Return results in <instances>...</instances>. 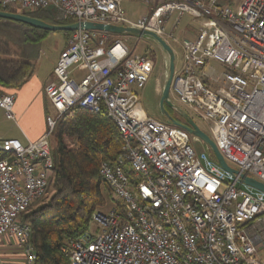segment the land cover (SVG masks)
I'll return each instance as SVG.
<instances>
[{"label": "built area", "instance_id": "2783aa9c", "mask_svg": "<svg viewBox=\"0 0 264 264\" xmlns=\"http://www.w3.org/2000/svg\"><path fill=\"white\" fill-rule=\"evenodd\" d=\"M123 1L0 0V9L53 8L76 21L152 31L168 43L178 41L174 31L185 13L197 18L194 38L181 42L171 91L209 124L231 166L264 182V0H140L150 9L136 20ZM154 64L109 31L74 30L45 86L54 110L45 133L26 143L0 138V244L15 238L25 264L36 253L21 215L46 195L55 168L51 139L76 105L105 108L123 142L117 157L99 166L113 206L93 212L95 232L89 226L67 240L62 250L70 264H264V191L224 169L209 147L197 153L185 128L147 114L137 90ZM79 67L86 72L77 79ZM14 104L15 94L0 93V107L16 120Z\"/></svg>", "mask_w": 264, "mask_h": 264}, {"label": "trees", "instance_id": "16d2710c", "mask_svg": "<svg viewBox=\"0 0 264 264\" xmlns=\"http://www.w3.org/2000/svg\"><path fill=\"white\" fill-rule=\"evenodd\" d=\"M5 10L14 11L10 8ZM16 12H22L15 10ZM24 13L54 24H68L75 17L47 8ZM50 31L0 17V88H19L34 73L33 59L39 52L31 47ZM66 35L72 31H64ZM52 153L55 163L53 195L21 215L31 227L28 243L36 253L33 264H70L62 250L67 240L85 232L94 211L106 204L108 185L99 173L103 160H114L122 136L105 108L94 112L81 106L70 108L59 120Z\"/></svg>", "mask_w": 264, "mask_h": 264}, {"label": "rangeland", "instance_id": "374dc122", "mask_svg": "<svg viewBox=\"0 0 264 264\" xmlns=\"http://www.w3.org/2000/svg\"><path fill=\"white\" fill-rule=\"evenodd\" d=\"M241 1V0H239ZM124 10L126 11L127 16L132 19H138L142 14L146 13L149 5L143 3L140 0H124L122 3ZM176 14H174L171 20L167 24L168 32L171 31L173 26V20ZM199 26V20L194 18L192 15L185 13L182 16L181 22L178 28L174 31V36L178 38V41H174L171 38H168L169 44L173 47L175 52V66L179 68L182 64L183 50L181 42L184 38H194L196 31ZM111 35L114 39L123 41L131 50L138 54H148L154 60V71L151 77L148 79L147 83L143 88L138 89L139 99L142 107L147 112L148 115L159 119L165 120L164 115L162 114L160 107V94L157 92V83L158 78L162 79V86H164L165 79L168 73V55L162 46L151 36L148 35H138L134 33L124 32V33H115L111 32ZM68 45V35L64 31H50L49 34L39 42L34 43L31 47L33 50L39 52L38 57L32 61L35 63L36 68L41 71H48L57 61L61 51L65 46ZM211 64L216 66L218 69L222 70L224 67L216 61H211ZM82 72H86L83 68ZM165 73V74H164ZM74 77L79 79L80 74L74 73ZM172 98L175 102L181 105L175 98L174 92L171 91ZM185 110H187L195 121L205 130L209 135L211 134L209 124L202 121L192 110L187 106L181 105ZM167 109L179 119L181 117L176 112V110L170 106H167ZM15 119H10L7 117L4 109L0 111V138H3L7 134L8 137H11L12 129L16 124ZM19 127V126H18ZM52 145L55 144V140L52 137ZM191 145L194 147L197 153H201L205 150L206 144L200 139L195 140L194 135L191 138ZM229 163L235 166L234 163ZM54 188L51 185L48 188V191L43 198L34 204V207H38L42 203L49 200L53 195ZM106 196V204L101 208L103 211H108L113 206L112 196L109 195L108 191L104 190ZM90 231H96V225L93 223L90 224ZM5 249H0V264H25L24 263V251L18 246L15 238H5L3 243Z\"/></svg>", "mask_w": 264, "mask_h": 264}, {"label": "water", "instance_id": "95a60500", "mask_svg": "<svg viewBox=\"0 0 264 264\" xmlns=\"http://www.w3.org/2000/svg\"><path fill=\"white\" fill-rule=\"evenodd\" d=\"M0 17L23 22L47 31H74L78 29L105 30L115 33L129 32L138 35H148L153 37L162 46V48L166 51L168 55V73L160 98V107L162 114L169 122L185 128L192 135L201 139L206 144V146L210 148V150L215 155L217 161L224 169L235 174L240 173V171L237 168L231 166L226 161L220 149L218 148L216 142L205 130L201 128V126L195 121L192 115L173 100L171 95V85H172L173 75L175 72V52L173 47L160 35L152 31L142 30L131 26H123V25L94 22V21H75L73 23H68V24H54V23H49L38 17H34L29 14H26L24 12H16V11H9L3 9H0ZM167 106L174 108L181 117V119L171 114L168 111ZM240 175L244 183L264 191V182L252 176H249L245 173H240Z\"/></svg>", "mask_w": 264, "mask_h": 264}, {"label": "crops", "instance_id": "0c3cea01", "mask_svg": "<svg viewBox=\"0 0 264 264\" xmlns=\"http://www.w3.org/2000/svg\"><path fill=\"white\" fill-rule=\"evenodd\" d=\"M149 9L150 7H148L147 12ZM57 61L48 71H41L37 69V65H35L33 75L19 88H7L3 90L0 88V93L15 94L14 111L16 115V121H18L16 124L19 126H15L12 129V134L10 135L11 137H8L9 135L7 136V134H4L5 136L3 138H18L22 142L26 143L29 140L38 139L45 133L47 129L46 116L47 114L54 112L53 107L46 95L45 86L47 83L55 79L54 67ZM83 68L84 67H79L75 69L73 74H80L83 71ZM152 74L153 72L151 75ZM157 81V92L160 94L163 89L162 79L158 78ZM1 110L2 108L0 107V111ZM3 248L5 249L3 243L1 242L0 249L3 250ZM258 251L260 259L264 262V238L259 243Z\"/></svg>", "mask_w": 264, "mask_h": 264}, {"label": "flooded vegetation", "instance_id": "af4514ba", "mask_svg": "<svg viewBox=\"0 0 264 264\" xmlns=\"http://www.w3.org/2000/svg\"><path fill=\"white\" fill-rule=\"evenodd\" d=\"M168 111H169L171 114H173V113L171 112V110L168 109ZM173 115H174V114H173ZM174 116H175V115H174Z\"/></svg>", "mask_w": 264, "mask_h": 264}]
</instances>
